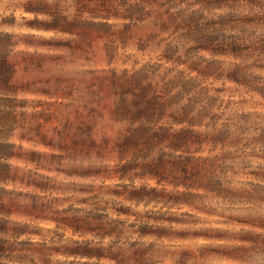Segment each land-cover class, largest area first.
<instances>
[{
    "label": "clouds",
    "instance_id": "1",
    "mask_svg": "<svg viewBox=\"0 0 264 264\" xmlns=\"http://www.w3.org/2000/svg\"><path fill=\"white\" fill-rule=\"evenodd\" d=\"M0 264H264V0H0Z\"/></svg>",
    "mask_w": 264,
    "mask_h": 264
}]
</instances>
